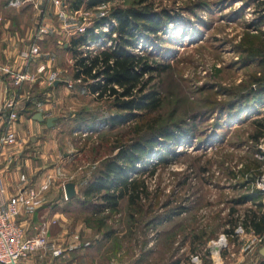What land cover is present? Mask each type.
I'll return each instance as SVG.
<instances>
[{
  "label": "rangeland",
  "instance_id": "rangeland-1",
  "mask_svg": "<svg viewBox=\"0 0 264 264\" xmlns=\"http://www.w3.org/2000/svg\"><path fill=\"white\" fill-rule=\"evenodd\" d=\"M140 1L110 0L88 9L82 6L75 13L68 9L71 0H66L58 10L67 24L89 27L114 7H140ZM144 4L168 9L178 17L166 29L162 44L170 67L160 76L161 106L143 118L114 128L106 125V116L115 112L110 100L95 99L82 81L73 79V54L63 48L78 33L47 41L44 50L50 51L52 76L63 79L56 87L50 81L34 93V104H48L47 113L58 118L53 139L59 147L56 159L61 170L51 177L54 186L49 194L60 196L63 183L70 181L77 186L75 195H81L87 178L118 146L160 127L192 124L179 144L154 149L151 158L130 174L143 183L135 204L129 205L124 198L117 208H106L92 217L86 208L74 204V209L68 208L73 210L71 220L93 228L101 225L103 231L114 229L112 245L128 264H176L179 260L187 264L190 255L202 253L221 233L228 235V247L220 253L222 264H261L264 258L258 249L264 245V234L258 241L243 222L250 211L264 213L260 190L264 158L256 156L264 130L255 123L264 120V23L258 22L259 8L251 0H146ZM15 18L26 25L32 15H18L15 10ZM72 28L62 26L61 30L70 34ZM100 48L89 43L80 50L94 53ZM136 52L142 49L137 47ZM258 89L256 98L246 97L247 105L230 103ZM83 121L87 125L79 127ZM257 131L260 136L254 140ZM164 148L170 150L167 163L157 157ZM42 224L50 239L48 225ZM239 227L243 232L235 235ZM242 250L243 254L253 251L236 261ZM204 253L212 264V254Z\"/></svg>",
  "mask_w": 264,
  "mask_h": 264
},
{
  "label": "trees",
  "instance_id": "trees-1",
  "mask_svg": "<svg viewBox=\"0 0 264 264\" xmlns=\"http://www.w3.org/2000/svg\"><path fill=\"white\" fill-rule=\"evenodd\" d=\"M108 1L110 0H71L68 9L74 11L82 6L88 9ZM251 1L259 8L258 22L264 23V0ZM145 2L146 0H141L140 4L143 5L140 7H114L107 15L98 17L91 26L86 27L82 33L73 35L69 43L65 42V46L63 45L64 49L73 54V79H80L95 99L110 100L111 108L115 112L104 119L110 128L154 113L162 103L159 92L160 76L170 67L165 62L168 55L162 44L166 42V29L178 15L168 9H152ZM105 24L108 25L107 31L102 29ZM95 29L97 32H94ZM101 37L104 41L100 40ZM89 41H99L101 48L94 53L80 50ZM105 41H110V45L103 46ZM137 47L142 49L141 53L136 52ZM259 91L261 89L249 95H239L230 103L236 106L247 105L246 97L256 98ZM87 123L83 121L79 127ZM255 123L261 131L264 130V120H257ZM192 127V124L188 126L174 123L118 146L116 152L102 161L87 178L81 195L76 194L69 198L67 207L74 209V204L79 205L78 208L84 207L92 217L106 208H117L120 200L124 198L129 205L135 204L143 193V183L131 178L130 174L137 171L140 162L151 158L154 149L158 150L167 144L171 149L179 144L181 137L189 135ZM142 129L137 130L136 134ZM259 136L260 132L257 131L252 138L258 140ZM169 152L166 148L159 149L158 160L167 163ZM243 222L255 234H264V213L250 211ZM102 228L101 225L96 226L98 231L102 230L103 238H112L113 241L114 229L107 228L103 231ZM112 241L110 247L116 252Z\"/></svg>",
  "mask_w": 264,
  "mask_h": 264
},
{
  "label": "crops",
  "instance_id": "crops-1",
  "mask_svg": "<svg viewBox=\"0 0 264 264\" xmlns=\"http://www.w3.org/2000/svg\"><path fill=\"white\" fill-rule=\"evenodd\" d=\"M3 10L13 11L14 14L5 16ZM15 10L18 15L31 13V22L26 25L18 24ZM60 16L58 7L48 3H41L37 10L31 2L0 0V61L8 64L13 70L33 73L38 64L45 65L42 73H36L37 79L34 81H24L14 85L7 76H0V190L6 197L15 194L24 186L38 189L47 176H55L57 171L61 170V165L56 159L59 157V147L53 139V130L56 128L58 118L47 113V108L50 107L48 104L42 107L41 104H34L35 92L42 91V87L45 84L50 85V81L52 86L56 87L63 80L52 76V58L47 56L50 51L44 50L45 45L48 40L56 36H72L75 27L79 24L70 21L67 24V19H62ZM39 25L47 28L43 39L37 41L42 46V51L39 57L27 64L20 58L19 52L34 41ZM62 26L73 27V30L70 34L69 32L66 34L61 30ZM46 93L47 96L50 95L48 91ZM9 101L14 104L18 116L16 121L8 120L12 110L7 105ZM35 112H41L43 121L32 118ZM49 117H54L50 127L46 124V119ZM7 131L15 133L17 139L15 144H1V138ZM21 176L25 179L21 180ZM67 182L70 181H65L63 185ZM74 185L76 192L77 186L75 183ZM53 186L54 183H51L48 190L44 191L43 204L40 207H22L17 221L27 236L34 234L35 228L42 222L46 223L48 237L59 243L63 253L59 257H53L50 250H39L21 260L20 264H128L119 259V252L117 255V251L111 249L112 238H103L102 231L71 220L73 210L68 207L63 208L69 204V198H66L63 191L60 196L49 194ZM52 221L55 223L51 224ZM252 251L248 250L245 255L242 250L235 260L243 261ZM176 264L183 262L179 260Z\"/></svg>",
  "mask_w": 264,
  "mask_h": 264
},
{
  "label": "built area",
  "instance_id": "built-area-1",
  "mask_svg": "<svg viewBox=\"0 0 264 264\" xmlns=\"http://www.w3.org/2000/svg\"><path fill=\"white\" fill-rule=\"evenodd\" d=\"M25 2H31L35 9H39L41 3H48L54 7L64 8L66 0H23ZM79 10V9H78ZM75 13L77 12L74 10ZM82 21L85 19L81 17ZM83 23L77 25L74 29L73 34L82 33L85 29ZM104 30L108 29L106 24L103 27ZM47 33V28L44 25H39L36 29L34 41L28 44V46L19 52L20 58L25 62L29 63L32 59L39 57L41 49L38 46L39 40H42L44 35ZM72 34V35H73ZM115 34H113L114 36ZM99 44V41H89L88 44ZM110 45V41H107V46ZM45 69L44 64H38L36 66L35 73L30 71H16L10 66L0 63V76H7L13 84H20L24 81H34L37 79L36 73H42ZM80 81V79H77ZM11 107V112L8 115L9 121L17 120V113L14 109V104L9 101L7 104ZM258 143L256 156L259 159L264 158V142L263 138ZM17 142L16 135L14 132L7 131L1 138L2 145H12ZM24 176H21V180H24ZM51 177L47 176L45 181L38 187L24 186L18 189V191L6 197L3 191L0 190V264H20L21 260L25 259L32 253L39 250H50L53 257H59L63 253V249L58 246L54 241L47 238V230L45 224L35 228V233L27 236L17 221V216L22 207H40L43 204V193L51 184ZM260 190L262 192V207H264V177L260 180ZM64 191V185L62 187ZM241 227L235 228L234 234L238 235L242 233ZM252 233L253 230L251 231ZM259 240L261 236L257 234ZM228 235L221 233L217 240L210 241L204 251L212 254V264H222L220 253L228 247ZM248 247V246H247ZM250 247V246H249ZM204 251L200 254L190 255L187 264H209L205 259Z\"/></svg>",
  "mask_w": 264,
  "mask_h": 264
},
{
  "label": "water",
  "instance_id": "water-1",
  "mask_svg": "<svg viewBox=\"0 0 264 264\" xmlns=\"http://www.w3.org/2000/svg\"><path fill=\"white\" fill-rule=\"evenodd\" d=\"M32 118L38 121H43V117L41 112H35L32 115ZM54 121V117H49L46 119V124L47 126H52ZM64 194L66 196V198H71L75 195V185L73 182H67L64 184ZM259 253L261 255H264V245L260 248Z\"/></svg>",
  "mask_w": 264,
  "mask_h": 264
}]
</instances>
